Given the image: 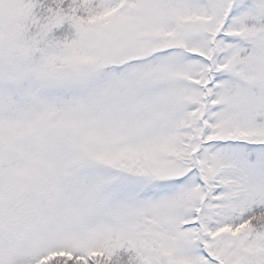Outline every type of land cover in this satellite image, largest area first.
<instances>
[{
  "label": "snow or ice",
  "instance_id": "1",
  "mask_svg": "<svg viewBox=\"0 0 264 264\" xmlns=\"http://www.w3.org/2000/svg\"><path fill=\"white\" fill-rule=\"evenodd\" d=\"M0 264H264V0H0Z\"/></svg>",
  "mask_w": 264,
  "mask_h": 264
}]
</instances>
